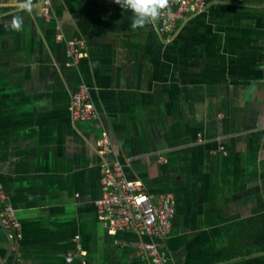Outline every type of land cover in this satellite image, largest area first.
Here are the masks:
<instances>
[{
    "label": "crops",
    "instance_id": "1",
    "mask_svg": "<svg viewBox=\"0 0 264 264\" xmlns=\"http://www.w3.org/2000/svg\"><path fill=\"white\" fill-rule=\"evenodd\" d=\"M22 2L0 0V195L20 235L0 221V264H67L76 244L69 264H150L147 238L98 217L101 132L126 179L175 195L168 264H264V0H208L168 36L114 0ZM79 85L95 123L70 118Z\"/></svg>",
    "mask_w": 264,
    "mask_h": 264
},
{
    "label": "built area",
    "instance_id": "2",
    "mask_svg": "<svg viewBox=\"0 0 264 264\" xmlns=\"http://www.w3.org/2000/svg\"><path fill=\"white\" fill-rule=\"evenodd\" d=\"M45 7L50 0H40ZM222 2L223 0H215ZM172 15L163 13L157 20V32L161 36L173 34L178 23L186 16L202 13L208 0H170ZM44 15L49 18L45 9ZM83 43L72 39L67 42V53L72 65H76L82 57ZM72 122L95 123L98 114L91 101L89 89L79 85L72 93L69 105ZM99 165L98 170L101 182V194L94 200L99 219L108 233L129 231L148 241L136 244L140 258L150 264H168V256L161 249L157 240L167 238L173 227L176 214V197L173 193H161L155 197L149 196L143 186L134 180L126 179L122 167L118 163H108L106 156L111 152L107 135L101 132L97 142ZM0 221L8 239L18 240V225L14 221L13 210L9 204L4 203L0 195ZM77 243V238L73 239ZM81 255V247L75 245V253L65 257L67 264L73 262L74 257Z\"/></svg>",
    "mask_w": 264,
    "mask_h": 264
},
{
    "label": "clouds",
    "instance_id": "3",
    "mask_svg": "<svg viewBox=\"0 0 264 264\" xmlns=\"http://www.w3.org/2000/svg\"><path fill=\"white\" fill-rule=\"evenodd\" d=\"M114 3L125 11L132 13L131 28L133 31L155 24L165 12L168 16L173 14L170 0H114ZM19 8L30 12L32 10V0H23L19 4ZM22 23L23 18L17 16L10 22V27L13 30L20 31Z\"/></svg>",
    "mask_w": 264,
    "mask_h": 264
}]
</instances>
